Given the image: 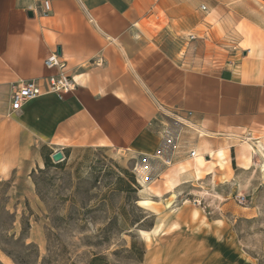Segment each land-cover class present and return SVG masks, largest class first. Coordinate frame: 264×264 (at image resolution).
<instances>
[{
  "label": "crops",
  "instance_id": "1",
  "mask_svg": "<svg viewBox=\"0 0 264 264\" xmlns=\"http://www.w3.org/2000/svg\"><path fill=\"white\" fill-rule=\"evenodd\" d=\"M170 32L202 42L203 58L167 54L159 40ZM227 39L233 50L209 61V43ZM53 51L63 67L46 65ZM58 73L73 92L11 109L21 81ZM172 122L195 136L191 159L264 135V0H0V181L34 185L49 150L160 162Z\"/></svg>",
  "mask_w": 264,
  "mask_h": 264
},
{
  "label": "rangeland",
  "instance_id": "2",
  "mask_svg": "<svg viewBox=\"0 0 264 264\" xmlns=\"http://www.w3.org/2000/svg\"><path fill=\"white\" fill-rule=\"evenodd\" d=\"M159 43L203 58L187 34ZM208 46L219 62L234 42ZM169 126V164L74 148L34 170L32 186L0 181V264H264V135L244 132L205 161L190 158L193 134Z\"/></svg>",
  "mask_w": 264,
  "mask_h": 264
},
{
  "label": "built area",
  "instance_id": "3",
  "mask_svg": "<svg viewBox=\"0 0 264 264\" xmlns=\"http://www.w3.org/2000/svg\"><path fill=\"white\" fill-rule=\"evenodd\" d=\"M44 8L46 12L50 9V3L48 1H45ZM190 37L193 39L195 36L191 35ZM45 63L49 67L56 66L61 68L64 65L59 61L58 55L55 51L48 54L45 59ZM76 87L77 84L75 80L71 76L64 73L47 76L44 78L43 83L36 80H23L18 84V87L12 94L11 109L14 111L20 110L24 102L39 96L44 90L54 92L59 95H66L73 92ZM169 132L166 137H169ZM190 155L196 156V151L192 150ZM158 158L165 164L171 163V160L164 157L162 153L159 154Z\"/></svg>",
  "mask_w": 264,
  "mask_h": 264
},
{
  "label": "water",
  "instance_id": "4",
  "mask_svg": "<svg viewBox=\"0 0 264 264\" xmlns=\"http://www.w3.org/2000/svg\"><path fill=\"white\" fill-rule=\"evenodd\" d=\"M58 53H60V48H58ZM52 159L54 162H60L64 160V154L61 150H57L52 154Z\"/></svg>",
  "mask_w": 264,
  "mask_h": 264
},
{
  "label": "trees",
  "instance_id": "5",
  "mask_svg": "<svg viewBox=\"0 0 264 264\" xmlns=\"http://www.w3.org/2000/svg\"><path fill=\"white\" fill-rule=\"evenodd\" d=\"M51 153L52 152L50 150L48 151L47 154L44 153V156L43 157H44L45 167L50 166V165H52L54 163L53 160H52V158H51ZM97 259H99V257H96L95 260H97Z\"/></svg>",
  "mask_w": 264,
  "mask_h": 264
},
{
  "label": "bare ground",
  "instance_id": "6",
  "mask_svg": "<svg viewBox=\"0 0 264 264\" xmlns=\"http://www.w3.org/2000/svg\"><path fill=\"white\" fill-rule=\"evenodd\" d=\"M218 155L219 156H222L223 155V150L222 149L221 150H218ZM199 158L200 159H204L206 161V159L204 158V156H200ZM143 202H144V200H143Z\"/></svg>",
  "mask_w": 264,
  "mask_h": 264
}]
</instances>
